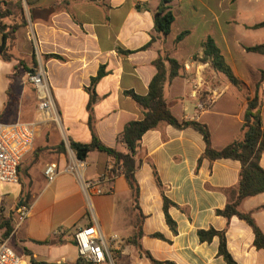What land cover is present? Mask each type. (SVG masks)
Segmentation results:
<instances>
[{"label":"crops","instance_id":"0c3cea01","mask_svg":"<svg viewBox=\"0 0 264 264\" xmlns=\"http://www.w3.org/2000/svg\"><path fill=\"white\" fill-rule=\"evenodd\" d=\"M21 1L23 12L12 9V15L1 20L6 25L21 24L24 15L26 24L15 33L10 51L13 60L4 61L0 56V122L34 124L35 139L21 163L19 183L0 185V225L8 221L11 227L6 239V228L0 227V239L25 264H32V259L36 263L77 264L72 236L79 228L95 226L104 236H120L119 264H152L128 243L134 234L136 213L123 170L99 151L91 152L85 161L78 160L70 141L90 143L92 121L104 145L125 151L119 135L128 123L143 118L141 109L125 92L146 95L157 73L153 64L165 53L181 65L180 74L164 88L172 114L179 120L207 125L215 149L240 139L247 91L254 95V84L264 71V55L247 51L248 47L264 45L259 39L264 27L253 28L264 22L258 20L264 16V3L174 0L175 21L170 34L161 38L154 26L160 0ZM183 32L189 34L176 44ZM153 36L156 40L142 50ZM207 37L215 40L248 90L235 87L209 63L200 62L201 43ZM2 43L0 33V48ZM38 65L47 71L60 122L54 121L50 112L39 110L36 89L27 80V74ZM101 67L105 75L94 87L96 100L90 112L91 93L87 89ZM210 99L212 102L200 111L198 106ZM261 118L264 125V103ZM205 149L203 136L193 128L163 124L143 135L141 161L135 172L139 206L145 216L140 240L143 250L160 262L227 264L218 255V237L201 242L198 236L200 230H226L227 249L236 264H264V250L255 248L252 229L237 217L228 222L216 214L237 196L241 163L232 159L200 161ZM79 161L86 165L82 172L65 171ZM51 164L60 172L52 182L45 176ZM260 164L264 169V154ZM110 167L115 168L116 176L103 187V193L87 196L82 182L97 178ZM154 169L165 196L177 205L169 209L177 233L167 225ZM24 203L29 211L22 218L19 209ZM240 209L251 212L264 233V193L246 198ZM156 233L165 240L151 237Z\"/></svg>","mask_w":264,"mask_h":264},{"label":"trees","instance_id":"16d2710c","mask_svg":"<svg viewBox=\"0 0 264 264\" xmlns=\"http://www.w3.org/2000/svg\"><path fill=\"white\" fill-rule=\"evenodd\" d=\"M173 1L174 0H160L159 9L154 13L155 31L161 38H166L170 34L172 25L175 21L172 7ZM13 6L23 12L21 0H17V3ZM11 15L12 5L8 1H0V33L3 38V43L0 48V56L4 61L13 60L14 57L11 55L10 51L15 40V33L21 26L26 24L24 15L21 16V24L6 25L1 22V20L8 18ZM262 27H264V22L253 26V28L256 29ZM188 34L189 32L181 33L176 38L175 43L178 44L181 42ZM155 40L156 37L153 36L152 41L143 47L142 50L150 47ZM201 49L202 57L200 58V62L209 63L212 69L224 74L229 82L235 87L241 90L247 89L245 83L233 73L232 68L227 64L221 49L213 38L207 37L201 43ZM247 51L264 55V45L248 47ZM123 53L129 54L130 52L125 51ZM46 57L62 60V57L58 55H48ZM153 65L156 68L157 73L153 77L149 85V91L146 95H138L133 91L125 92V95L131 97L143 113V118L141 120L128 123L119 135V143L125 145V151H120L104 145L95 133L92 121L89 123L92 131L91 142L84 144L70 141V148L75 153L77 159L81 161H85L89 154L94 151L106 153L113 158L115 166L123 170L125 179L133 195V209L136 213V223L134 225V234L128 240V243L135 246L141 254L151 261L152 264H176L171 261L160 262L155 260L149 252L143 250L140 244V240L144 236L142 224L145 216L139 206V185L135 178V172L139 166V161H141L139 159L141 141L146 132L157 129L163 124L171 125L177 129H195L203 136L206 145L205 153L200 161H202L203 158H208L211 161L232 159L241 163L237 196L234 200L230 201L223 210H217L216 214L226 218L228 222H230L233 217H237L244 221L253 231L255 248L257 250H264L263 231L256 223L251 212H244L240 209L243 200L264 193V169L260 164L261 157L264 154V125L261 118V110L264 103V71L262 72L261 80L254 84V95L252 96L247 91V104L243 115L242 137L222 149H215L212 146L211 133L207 125L197 121L177 119L172 114L171 107L165 99V85L170 84L172 80L180 74V63L171 58L168 53H165L160 56ZM104 75L105 72L101 67L97 77L92 79L91 86L87 89L89 93H91V100L88 105L90 112L92 111V106L96 100L94 87ZM154 175L157 186L162 194L167 225L173 233H177V225L169 215V209L174 206L177 207V205L165 196L163 185L156 169H154ZM23 205L28 207V203H24ZM0 227L6 228L3 239L8 238L11 233L10 222L6 221L2 226L0 225ZM198 236L201 242H211L213 238L218 237L220 240L218 255L223 257L227 264H236L227 249L226 230H200ZM151 237L165 240L164 236L159 233H156ZM31 262L32 264H55L36 263L34 259H32ZM77 264L86 263L79 260Z\"/></svg>","mask_w":264,"mask_h":264},{"label":"built area","instance_id":"2783aa9c","mask_svg":"<svg viewBox=\"0 0 264 264\" xmlns=\"http://www.w3.org/2000/svg\"><path fill=\"white\" fill-rule=\"evenodd\" d=\"M27 80L35 87L39 99V110L50 112L56 122H60V115L54 101L52 88L48 80L46 69L42 65L36 66L27 74ZM200 104L198 108L204 111L212 102ZM35 139V125L30 123L0 122V185L18 184L19 169L25 156L32 150ZM85 163L77 162L68 166L66 172L74 174L85 169ZM60 172L56 165L51 164L45 169L48 181H54ZM116 176L115 168H108L102 175L95 179L82 182L85 194L90 192L98 195L103 193V187ZM29 208L22 206L19 209L20 216L25 218ZM78 258L86 264H119V243L121 238L118 234L104 236L97 227H83L75 231L72 236ZM0 264H25L24 259L19 256L7 242L0 239Z\"/></svg>","mask_w":264,"mask_h":264},{"label":"rangeland","instance_id":"374dc122","mask_svg":"<svg viewBox=\"0 0 264 264\" xmlns=\"http://www.w3.org/2000/svg\"><path fill=\"white\" fill-rule=\"evenodd\" d=\"M262 2L264 3V0H262ZM13 5H12V9H15L16 7ZM263 8H264V6H263ZM260 18H263V19H260ZM258 20H261V21L264 20V16L263 17L259 16ZM259 39L261 40L260 42H263L262 44H264V30H261V35L259 36ZM259 57H261V56H259ZM262 59L264 60V57H262Z\"/></svg>","mask_w":264,"mask_h":264}]
</instances>
